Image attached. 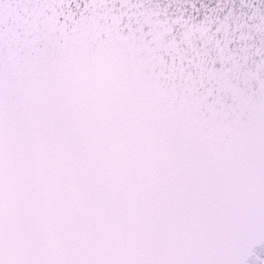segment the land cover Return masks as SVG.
<instances>
[{
    "label": "snow or ice",
    "instance_id": "6c2138e0",
    "mask_svg": "<svg viewBox=\"0 0 264 264\" xmlns=\"http://www.w3.org/2000/svg\"><path fill=\"white\" fill-rule=\"evenodd\" d=\"M0 264H264V0H0Z\"/></svg>",
    "mask_w": 264,
    "mask_h": 264
}]
</instances>
